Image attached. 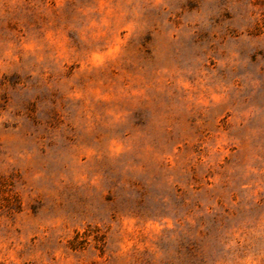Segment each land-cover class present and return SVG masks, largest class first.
I'll list each match as a JSON object with an SVG mask.
<instances>
[{"label": "rangeland", "instance_id": "rangeland-1", "mask_svg": "<svg viewBox=\"0 0 264 264\" xmlns=\"http://www.w3.org/2000/svg\"><path fill=\"white\" fill-rule=\"evenodd\" d=\"M0 264H264V0H0Z\"/></svg>", "mask_w": 264, "mask_h": 264}]
</instances>
